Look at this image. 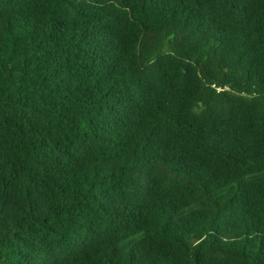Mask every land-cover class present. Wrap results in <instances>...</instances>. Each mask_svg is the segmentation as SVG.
<instances>
[{"label": "trees", "instance_id": "16d2710c", "mask_svg": "<svg viewBox=\"0 0 264 264\" xmlns=\"http://www.w3.org/2000/svg\"><path fill=\"white\" fill-rule=\"evenodd\" d=\"M0 264H264V0H0Z\"/></svg>", "mask_w": 264, "mask_h": 264}]
</instances>
